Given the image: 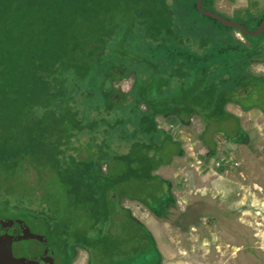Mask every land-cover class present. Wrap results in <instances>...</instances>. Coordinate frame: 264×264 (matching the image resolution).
<instances>
[{"label": "trees", "instance_id": "1", "mask_svg": "<svg viewBox=\"0 0 264 264\" xmlns=\"http://www.w3.org/2000/svg\"><path fill=\"white\" fill-rule=\"evenodd\" d=\"M215 2L203 6L217 11ZM263 14L250 17L254 28L240 23L255 29ZM253 63H264V32L252 37L224 25L201 14L196 0H0L1 161L47 168L44 178L58 175L49 185L61 198L71 183V212L85 207L92 223L90 211L102 202L96 219L109 217L113 199L151 210L160 201L163 209L175 196L155 171L186 152L158 117L184 126L200 117L210 158L218 156L217 135L246 143L227 106L264 112V77ZM130 75V90L115 86Z\"/></svg>", "mask_w": 264, "mask_h": 264}, {"label": "rangeland", "instance_id": "2", "mask_svg": "<svg viewBox=\"0 0 264 264\" xmlns=\"http://www.w3.org/2000/svg\"><path fill=\"white\" fill-rule=\"evenodd\" d=\"M215 7L221 15L254 28L256 22L250 17L262 13L264 0H216ZM193 15L208 20L197 12ZM235 34L245 41L239 32ZM250 70L264 77V63H253ZM133 83L130 75L116 80L115 86L128 91ZM227 107L240 117L249 138L246 143H232L217 135L218 156L212 158L206 156L207 148L198 137L203 130L200 117L194 116L188 126L173 116L158 117L159 126L180 141L186 152L175 157L174 164L155 171L172 181L175 196L165 211L160 201L152 209L165 218L152 215L158 221L154 226L158 247L167 254L155 248L150 229L125 212L129 208L144 211L145 206L128 203L126 198L113 199L109 217L97 220L105 207L99 202L101 207L89 213L93 219L95 216L96 223H92L85 207L71 212V183L62 185L66 197L61 198L49 185L58 175L50 173L44 178L47 168L34 170L23 163L12 168L1 158L0 215L21 218L34 232L48 236L56 264H73L81 244L90 252L88 264L90 260L93 264H115L117 259V264H264V112L259 108L244 111L234 103ZM75 144L73 138L72 146ZM71 152L70 139L66 158H71ZM65 238L71 242L66 248L61 243ZM121 249L126 255L120 254ZM82 257L77 258L79 264L84 263Z\"/></svg>", "mask_w": 264, "mask_h": 264}, {"label": "water", "instance_id": "3", "mask_svg": "<svg viewBox=\"0 0 264 264\" xmlns=\"http://www.w3.org/2000/svg\"><path fill=\"white\" fill-rule=\"evenodd\" d=\"M196 6L201 14L238 28L248 36L257 37L264 32V14L257 28L248 29L240 22L204 8L203 0H196ZM55 260V251L47 236L33 232L21 218L0 215V264H54Z\"/></svg>", "mask_w": 264, "mask_h": 264}, {"label": "crops", "instance_id": "4", "mask_svg": "<svg viewBox=\"0 0 264 264\" xmlns=\"http://www.w3.org/2000/svg\"><path fill=\"white\" fill-rule=\"evenodd\" d=\"M168 117H170V119H171V116H168ZM174 117V116H173ZM178 159H176L175 160V162L177 161ZM172 164H174V163H172ZM171 164V165H172ZM167 165H165V166H161V167H166ZM165 179H167V178H165ZM167 180H169V179H167ZM171 181V180H170ZM172 182V181H171ZM172 186H173V183H172ZM172 193L174 194V192H173V189H172ZM123 199V198H122ZM126 200H127V202L128 203H133V202H138V201H134V200H130V199H127L126 198ZM138 204H141V206H145V205H143L142 203H140V202H138ZM167 206L168 205H166L165 207L167 208ZM146 207V206H145ZM144 207V211H141V209H138V208H136V210H135V212H133L130 208L129 209H127V210H129L130 211V213H131V215H132V217H133V219H134V221H137V222H139V223H141V224H143V225H145L146 227H148L149 229H150V231L153 233L152 235L153 236H155L154 235V230L156 229V228H154V226H157V222L158 221H155L154 220V218L152 217V215H154L155 217H157V218H159V220H161V219H165L162 215H158V214H156L154 211H152L151 209H149L148 207H146L145 208ZM163 208V211H165L166 210V208ZM169 207V206H168ZM137 211H138V214H137ZM145 211H148L149 213H147V212H145ZM141 213V214H140ZM151 225H152V229H151ZM147 235V234H146ZM148 238V237H147ZM155 244H156V247L155 248H157L158 249V251H159V253H161L162 255L163 254H167V252L165 251V250H163V249H161L160 247H158L159 246V243H158V241H157V238H156V236H155ZM78 247V246H77ZM85 246H83V248H81V247H79L80 249H78L77 250V258H79L81 255L83 256L82 257V260L84 261V263L83 264H88L89 263V254H90V252H89V250L87 249V248H84ZM76 248V247H75ZM126 252L125 251H122V249H121V251H120V254L121 255H126L125 254ZM118 254V253H117ZM76 258V260L73 262V264H79V260ZM86 258H87V260H86ZM122 258H124V257H122ZM117 261H118V259H117ZM116 261V263L115 264H117L118 262ZM151 263H153V261L151 262ZM166 262L165 261H162V263L161 264H165ZM90 264H93L92 262H91V260H90Z\"/></svg>", "mask_w": 264, "mask_h": 264}, {"label": "flooded vegetation", "instance_id": "5", "mask_svg": "<svg viewBox=\"0 0 264 264\" xmlns=\"http://www.w3.org/2000/svg\"><path fill=\"white\" fill-rule=\"evenodd\" d=\"M80 209V208H79ZM79 211H81V210H79ZM29 225V224H28ZM32 230V229H31ZM33 231V230H32ZM34 232V231H33ZM35 233H37V232H35ZM39 234H41V233H39ZM44 235V234H43ZM47 238H48V236H47ZM48 240H49V238H48ZM49 242H50V240H49ZM51 244V243H50ZM57 259V258H56Z\"/></svg>", "mask_w": 264, "mask_h": 264}]
</instances>
